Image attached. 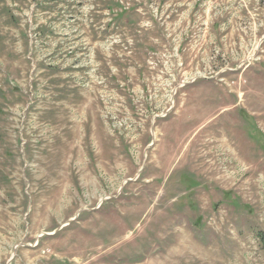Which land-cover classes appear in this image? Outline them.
<instances>
[{
	"label": "rangeland",
	"instance_id": "1",
	"mask_svg": "<svg viewBox=\"0 0 264 264\" xmlns=\"http://www.w3.org/2000/svg\"><path fill=\"white\" fill-rule=\"evenodd\" d=\"M0 264H264V0H0Z\"/></svg>",
	"mask_w": 264,
	"mask_h": 264
}]
</instances>
